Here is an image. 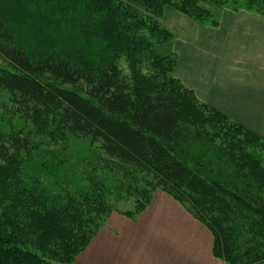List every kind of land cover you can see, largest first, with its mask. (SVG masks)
Instances as JSON below:
<instances>
[{"label": "trees", "instance_id": "16d2710c", "mask_svg": "<svg viewBox=\"0 0 264 264\" xmlns=\"http://www.w3.org/2000/svg\"><path fill=\"white\" fill-rule=\"evenodd\" d=\"M227 3L0 0V264H72L118 200L135 219L157 189L210 230L216 258L264 264V138L173 76L159 24L175 9L217 26Z\"/></svg>", "mask_w": 264, "mask_h": 264}, {"label": "crops", "instance_id": "0c3cea01", "mask_svg": "<svg viewBox=\"0 0 264 264\" xmlns=\"http://www.w3.org/2000/svg\"><path fill=\"white\" fill-rule=\"evenodd\" d=\"M220 16L192 40L175 38V74L199 99L264 138V19L244 10ZM212 243L202 222L157 189L135 219L110 213L72 264H225Z\"/></svg>", "mask_w": 264, "mask_h": 264}, {"label": "rangeland", "instance_id": "374dc122", "mask_svg": "<svg viewBox=\"0 0 264 264\" xmlns=\"http://www.w3.org/2000/svg\"><path fill=\"white\" fill-rule=\"evenodd\" d=\"M233 1H235V0H229V3L226 4V6H228V7H225L224 10H230L231 11L232 9H230V7H231V3ZM238 7H240V6H238ZM244 8H239L237 11H242V10L250 11V12H253V13L259 15L261 18L264 19V14L256 12L254 10L251 11V10L244 9ZM161 15L162 16L159 18V24L163 28H165L171 32L170 36L172 38V51L175 53L176 57H177V53L173 49V42H174L175 38H183V39L187 38V39L192 40L194 35H195V31L199 26L216 27V26L211 25L208 22L207 23L198 22V21L190 18L189 16H187V15H185V14H183V13H181L175 9H165ZM220 20H221V16L219 18V21ZM20 30L26 33L25 35H24V33L21 34L20 40L22 41V43L24 44V46L26 47L27 51L30 54L38 55L43 49H45L43 51L44 53L47 52L46 48L48 46L49 40L46 42H43L40 39L32 38V36L30 35V30H28V28H26V29L21 28ZM176 64H177V59H176L175 67H176ZM119 65L123 70H126V62L124 61V59L120 60ZM172 74L175 78L179 79L175 74V68H174ZM185 87H187V86L185 85ZM187 88L191 89L189 87H187ZM191 90H193V89H191ZM196 97L198 98L197 95H196ZM199 100H201V99H199ZM201 101L204 102L203 100H201ZM231 118H233V117H231ZM69 146L73 150V152L82 153V151H84L87 148V142H86V140L72 139L69 141ZM133 205H134V202H133L132 197H123L122 199H120L116 202V209L117 210H115V211H119L122 213L123 210L132 209Z\"/></svg>", "mask_w": 264, "mask_h": 264}]
</instances>
